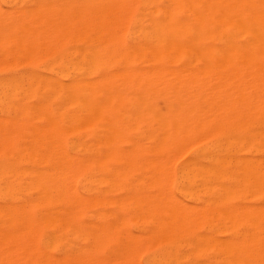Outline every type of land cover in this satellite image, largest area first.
<instances>
[{
  "label": "bare ground",
  "instance_id": "6f19581e",
  "mask_svg": "<svg viewBox=\"0 0 264 264\" xmlns=\"http://www.w3.org/2000/svg\"><path fill=\"white\" fill-rule=\"evenodd\" d=\"M1 1L0 19L19 18L5 44L34 56L40 41L23 35L51 30L63 49L56 68L0 76V114L39 119L43 137L27 163L0 158V264H140L146 251L149 264H264V0ZM211 81L228 83L206 91ZM237 109L254 116L248 137L221 124ZM133 123L147 144L129 138ZM207 134L221 138L213 152L172 171ZM245 145L260 159L231 169L228 151ZM176 180L190 201L212 197L201 220ZM244 184L259 206L234 205Z\"/></svg>",
  "mask_w": 264,
  "mask_h": 264
},
{
  "label": "rangeland",
  "instance_id": "374dc122",
  "mask_svg": "<svg viewBox=\"0 0 264 264\" xmlns=\"http://www.w3.org/2000/svg\"><path fill=\"white\" fill-rule=\"evenodd\" d=\"M0 7H1V9H4V10H6V5H5V3H3L1 0H0ZM5 16H2V18L0 19V22H2L3 21V19L5 20L6 18L8 19V20H10L9 22H10V24H9V22H7V25H6V23L4 24L3 22H6L7 21V19L5 20V21H3L2 23L3 24H1L0 25V29H2V30H5L6 28H7V31H9L10 29L12 30V27L14 26L15 27V25L16 24H18V22H19V18H18V20H17V17L15 16V17H12V16H10V17H6V18H4ZM10 18V19H9ZM12 18L13 19H15V22L16 23H14V21L12 20ZM2 20V21H1ZM21 20V19H20ZM12 21V22H11ZM27 21V23H28V20H21L20 21V23H25ZM19 23V24H20ZM11 24H14V25H11ZM10 25H11V27H10ZM7 26H9V27H7ZM5 27V29H3ZM13 27V28H14ZM9 29V30H8ZM11 30H10V32H11ZM44 31V32H43ZM47 33H46V32ZM42 34H41V33ZM39 33H37L36 35H34L32 38L33 39H31V37H26L27 35L25 34V35H23V37H25L28 41L27 42H30V44H32V42L33 43H36V45H37V42H39L40 43V50L38 49V52L37 53H35L34 54V56H31V55H29L27 52H25V54H24V52H22V51H19V49H17L16 50V46L14 45V43L13 44H10L11 43V41H12V39H13V34H14V36H15V40H16V36H17V33L15 34V32H13V34H12V32L11 33H9L8 32V34L6 33V34H4L5 32H0V37L1 36H4V37H2V39H1V41H0V43H1V46H3V47H5V51L7 50V48H9L8 49V53L7 52H4V48L3 47H0V55H3V56H0L1 58H0V66H1V68H0V76L1 75H3V74H5V73H10V72H14V73H16V74H22L23 72H25L26 71V68L28 67V66H33L35 69H37V70H40V71H44L47 67H53V68H56L57 66H58V64H59V62H60V57H61V52H60V49H63V48H61V46L59 45V42H58V39H56V43L55 42H53L54 44H51L48 40H50L49 38H50V32H51V30L49 31V30H42V31H40ZM52 33V32H51ZM3 34V35H2ZM39 34V35H38ZM48 34V36L46 37V35ZM54 34L55 35H57V32H55V30H54ZM8 35H9V37H10V40L11 41H9L10 43H8V41H6L7 43L5 44L4 43V41H5V39L8 37ZM12 37H11V36ZM44 36V37H43ZM6 37V38H5ZM35 37H37V38H35ZM29 38V39H28ZM44 38H48V40H47V42H46V39H44ZM9 39V38H8ZM8 39H6V40H8ZM32 41H31V40ZM37 39V41H35ZM4 40V41H3ZM15 40L13 39V41L15 42ZM43 40V41H42ZM46 42V43H45ZM43 43H44V45H43ZM50 43V44H49ZM4 44V45H3ZM45 45H46V47H45ZM55 45V46H54ZM9 46V47H8ZM44 46V47H43ZM58 46V47H57ZM7 47V48H6ZM13 47H15V48H13ZM41 47H43V48H41ZM51 47H52V49H51ZM46 49V50H45ZM66 49V48H65ZM15 50V51H14ZM47 50H48V52H47ZM42 51L44 52V53H42ZM50 51H51V53H50ZM53 51V52H52ZM10 52L12 53L11 54V58H10V56L8 57H6L5 55H10ZM18 53V54H20V55H18V54H16V53ZM22 52V53H21ZM41 52V53H40ZM5 53H7V54H5ZM5 54V55H4ZM22 54V55H21ZM24 54V55H23ZM27 54V55H26ZM49 54H50V56H49ZM52 54V55H51ZM15 55V56H14ZM18 55V56H17ZM37 55V56H36ZM44 55V56H43ZM17 56V57H16ZM22 56H26V57H22ZM32 57V58H30V57ZM36 56V57H35ZM3 57V58H2ZM29 57V58H28ZM5 58V59H4ZM56 58V59H55ZM28 59H30V60H28ZM20 60V61H19ZM24 60V61H23ZM32 60V61H31ZM2 62V63H1ZM25 64H24V63ZM47 62V63H46ZM49 62V63H48ZM5 64V65H4ZM12 64V65H11ZM15 64H17V65H15ZM3 65V66H2ZM5 66V67H4ZM14 66V67H13ZM214 82H216V81H211V82H209V84H210V86H209V88L207 89L206 88V91H211V90H209V89H212V87L214 88V89H216V90H219L218 88H220L221 86H223V84H224V86L225 85H227V83H225V82H223V83H221V85H220V81H219V83H217L218 85H220V86H217L216 85V83H215V85H216V87H215V85L213 84ZM222 82V81H221ZM136 83V82H135ZM134 83V84H135ZM196 84L197 85H195V86H201V85H203V87H204V89H205V87H207L208 86V84L206 85V84H204V83H197L196 82ZM201 84V85H200ZM211 84H213V85H211ZM234 83H232V86H231V84H229V87L228 86H226V87H228V88H235V87H237L238 85L236 84V85H233ZM165 85H168V84H165ZM212 86V87H211ZM231 86V87H230ZM243 86H245V88H247V86H248V84H245V85H243ZM211 87V88H210ZM218 87V88H217ZM214 89H212V90H214ZM237 111H238V109L236 110V114L234 113V115H235V117H233L234 115H233V113L231 114V115H229L227 118V121H225L224 119H221V121L222 120H224V121H222L221 122V124H223V125H227L228 127H229V130L233 133V132H240L241 133V135L243 136V137H248V136H250V135H252V132H255V127H254V125H253V123H254V116L252 115V112L248 109L246 112H245V114H243V115H241V116H238V114H237ZM251 112V113H250ZM248 113H250L251 115H249ZM19 115H15V116H8V115H6L5 116V114H0V126H2V125H4V123H5V120H9V121H11L10 123L8 122V124L7 125H4V126H2V127H0V133L2 134V132H3V134H2V136H4V138H2V136L0 135V142L2 143V144H0V148L2 147V149H1V153H0V158H2V159H6V158H12V159H16V160H19V161H22V162H25V163H27L28 161L27 160H29L30 159V157H32V156H30L31 155V149L32 148H34L35 147V143H36V146L37 145H41L42 143H43V137L42 136H40V135H37V133H34V130H35V132H38V130L37 129H39L38 127H40V121H39V119L37 120L36 118H33L32 119V117H27V116H24V115H22L23 116V118H22V116L20 115L19 117H18ZM232 117V119L230 118L229 119V117ZM238 116V117H237ZM248 117H249V119H248ZM3 118H6L5 120L3 119ZM19 118V119H18ZM26 118H28L27 120H26ZM234 118V119H233ZM237 118V119H236ZM16 120V121H13V120ZM21 120H22V122H21ZM34 120V121H33ZM230 121V123H229V121ZM13 121V122H12ZM20 122V125L17 123V122ZM30 121V122H29ZM232 121V122H231ZM4 122V123H3ZM18 124V125H16V123ZM224 122H226V123H224ZM236 122V123H235ZM242 122V123H241ZM3 123V124H2ZM13 123V124H12ZM21 123H22V127H21ZM24 123V124H23ZM35 123V124H34ZM229 125H228V124ZM2 124V125H1ZM9 124H11V125H9ZM25 124H26V126L27 127H25ZM31 124V125H30ZM232 124V125H231ZM237 124V125H236ZM239 124V125H238ZM246 124V125H245ZM248 124V125H247ZM15 125V126H14ZM36 125V126H35ZM38 125V126H37ZM245 125V126H244ZM6 126H7V129H8V127L10 126V127H12L13 129H10L11 131H8L7 129H4V128H6ZM136 126V127H135ZM143 126V127H142ZM242 126V127H241ZM4 127V128H3ZM15 127V128H14ZM17 127H20L21 129H18ZM37 127V128H36ZM213 127H215V126H212V129H213ZM146 128V125L144 124H141V125H139L138 127H137V125L136 124H132V127L131 126H129V138L130 139H132V141H137V142H139V143H142V144H147L148 143V141H145V140H140V138H138L139 137V133H138V131H143L144 129ZM239 128V129H238ZM242 128H244V129H242ZM14 129H15V132H14ZM132 129V130H131ZM135 129V130H134ZM13 130V131H12ZM18 130V131H17ZM22 130H24L25 131V133H23V131ZM211 130V129H210ZM5 131H8L9 133L11 132V134H9L8 132H6V134H5ZM17 131V132H16ZM28 131V132H27ZM31 132V133H30ZM131 132V133H130ZM247 132V133H246ZM249 132H250V134H249ZM13 133H15V135L13 134ZM17 133V134H16ZM197 133V132H196ZM8 135V136H7ZM9 135L12 137V138H9ZM32 135V136H31ZM199 132H198V134L196 135V136H194L195 137V139H196V137L198 138L199 137ZM201 136V135H200ZM206 136V135H205ZM6 137V138H5ZM8 137V138H7ZM24 137V138H23ZM37 137V138H36ZM39 137V138H38ZM137 137V138H136ZM194 137H192V139H190V140H188L186 143H185V145L183 146V147H180L178 150L179 151H177V153H176V157H174V160H173V163H172V165L173 166H171V170L172 171H174L176 174H178L181 170H182V168L185 166V165H187L188 163H190L191 161H193L194 159H196L197 158V156H199V155H202V156H207L208 154H209V152H213V150L210 148V146H211V144L210 143H214V141L216 142V141H218V142H221L220 140H221V138L220 137H216V135H213V136H211L210 137V135L208 136V134H207V137H209V138H206V137H204L203 136V138H206V140L204 139V141H202L203 139H202V136H201V138L199 137V139H202L201 141L200 140H198V144H195V145H193L194 143H196V141L197 140H195V142H194ZM2 138V139H1ZM28 138H29V140H28ZM136 138V139H135ZM220 138V139H219ZM10 139V140H9ZM23 139V140H22ZM5 140H7L8 142H6ZM27 140V141H26ZM12 141V142H11ZM25 141V142H24ZM31 141V142H30ZM38 141H39V143H38ZM42 141V142H41ZM35 142V143H34ZM194 142V143H193ZM201 142V143H200ZM4 143V144H3ZM8 143V144H7ZM11 143V144H10ZM188 143L190 144L189 146H188ZM187 144V145H186ZM4 146V148H3V146ZM6 145H8V146H6ZM11 145V146H10ZM25 145L27 146V147H25ZM128 143H126V145H125V148H127L128 146ZM207 145V146H206ZM209 145V146H208ZM23 146L25 147V150L27 149V151H25L26 153H24V152H22L23 151ZM31 146V147H30ZM34 146V147H33ZM187 146V147H186ZM246 147H247V145H245ZM244 146V147H245ZM22 147V148H21ZM185 147V148H184ZM246 147L245 148H237V147H235L234 146V148L233 147H231V151H232V153H231V151H228V153H229V155H231V156H233V160H232V163L230 164V168L231 169H235V168H237V167H240V166H245V165H249V166H251V164L252 165H255V161L256 160H259L260 159V153H261V151L260 150H256L257 152H255L253 149H255V148H251V147H247V149H246ZM29 148V149H28ZM184 149V151L182 150L181 151V149ZM188 148H189V150H188ZM200 148V149H199ZM22 149V150H21ZM186 149V150H185ZM208 149V150H207ZM238 149H240V150H238ZM30 151V152H29ZM38 151V152H37ZM235 151V152H234ZM238 151V152H237ZM22 152V153H21ZM28 152V153H27ZM35 152H37L36 153V155L38 154H40L41 152H40V150H35ZM180 152L181 153H184V154H180ZM237 152V153H236ZM2 154V155H1ZM11 154V155H10ZM193 156H192V155ZM5 155H6V157H5ZM9 155H10V157H9ZM36 156V158H42L41 156ZM190 155V156H189ZM8 156V157H7ZM25 156V157H24ZM28 156H30V157H28ZM180 156V157H179ZM238 156H240V157H238ZM248 156V157H247ZM148 157H150V156H148ZM147 156H145V157H143V159H145V158H148ZM257 157V158H256ZM178 160H177V159ZM241 160H240V159ZM247 159V160H244V159ZM255 160H254V159ZM192 159V160H191ZM240 160L239 161V165L236 163L238 160ZM252 159H253V161H252ZM27 161V162H26ZM244 161V162H243ZM175 162V163H174ZM240 162H243L242 164L240 163ZM244 163H245V165H244ZM173 168V169H172ZM143 175L142 174H133L132 176H130L128 179H127V182H128V185H138V186H142V183H144V178L142 177ZM141 179V180H140ZM143 181V182H142ZM177 182H173V186H172V192H173V194H174V196L175 197H177L178 199H180V201H182V202H184L188 207H190L189 205L190 204H192L191 206L192 207H194L197 211H198V207H200L199 209H201V206H202V203H201V200L203 199V201L204 202H210L211 203V201L210 200H212V197L209 195V194H206V195H204L203 193H201V194H199V196H200V199L201 200H191L190 201V199L188 198V197H185L184 195H182V193H181V190H179L180 188H181V186H180V183H179V181L178 180H176ZM177 183H178V185H177ZM196 184L198 185H202L203 183L200 181V180H198L197 182H196ZM177 185V186H176ZM247 187V185H245L244 184V186H243V190L244 191H241V193H239V196H238V198L236 199V200H234V205L236 206L237 205V207H243V205H244V207H252V206H254V205H256V206H259L261 203H262V198H261V196H258V195H255V191H254V188H251L250 189V187H248V188H246ZM250 190H251V192H250ZM246 191V192H245ZM249 191V192H248ZM179 193V194H178ZM248 193V194H247ZM250 193V194H249ZM253 193V194H252ZM244 194H246V195H244ZM182 195V196H181ZM251 195V196H250ZM245 196H247L246 198H245ZM249 196H250V199H249ZM252 196H253V198H252ZM256 196V197H255ZM257 199H258V201H257ZM194 204H196V205H194ZM194 205V206H193ZM197 207V208H196ZM215 212V211H214ZM212 213V214H210V215H208V219H209V221L210 220H215L216 219V217H214V214L215 213ZM199 213H202V214H204L202 211H198L197 212V214H196V216L195 217H197V218H195V220L197 221V219H198V217H199V219L201 220V218H202V216L199 214ZM207 214V213H206ZM199 215V216H198ZM200 216H201V218H200ZM212 216V218L210 219V217ZM199 221V220H198ZM143 223V222H142ZM212 223H215V222H212ZM130 229L132 230V232L133 233H136V225H135V223L134 222H131L130 223ZM148 257H149V252H143L142 254H141V256H140V258H139V263L140 264H149V261H148ZM142 259V260H141Z\"/></svg>",
  "mask_w": 264,
  "mask_h": 264
}]
</instances>
